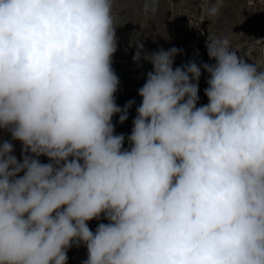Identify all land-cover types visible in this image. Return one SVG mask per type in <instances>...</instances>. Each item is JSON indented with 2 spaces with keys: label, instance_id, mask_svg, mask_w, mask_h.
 <instances>
[{
  "label": "clouds",
  "instance_id": "1",
  "mask_svg": "<svg viewBox=\"0 0 264 264\" xmlns=\"http://www.w3.org/2000/svg\"><path fill=\"white\" fill-rule=\"evenodd\" d=\"M115 29L113 0H0V264H67L73 245L84 264H264V68L227 37H208L214 64L144 53L123 149Z\"/></svg>",
  "mask_w": 264,
  "mask_h": 264
},
{
  "label": "rangeland",
  "instance_id": "2",
  "mask_svg": "<svg viewBox=\"0 0 264 264\" xmlns=\"http://www.w3.org/2000/svg\"><path fill=\"white\" fill-rule=\"evenodd\" d=\"M145 2L113 0L117 51L112 58V67L120 81L115 94L116 103L123 108L129 101H134L123 123L119 121L120 114L112 118L114 134L125 137L123 149L131 147L128 136L137 115L136 109L142 101L138 89L146 82L147 73L152 71L151 63L143 58L144 53L175 47L180 51L174 57V68L192 61L198 65L214 64L206 48L211 35L227 37L238 57L264 68V0H222L218 14L212 18L205 14V9L215 0H156L155 12L151 11V3L146 12ZM137 43L143 44V52L140 61L134 62ZM249 49L250 59L244 55ZM208 78V73L201 69L198 107L208 103L205 95ZM40 162L50 161L44 156ZM99 223L108 221L101 216L89 221L88 226L95 232ZM67 256V264H84L87 249L83 245H73L67 250Z\"/></svg>",
  "mask_w": 264,
  "mask_h": 264
},
{
  "label": "trees",
  "instance_id": "3",
  "mask_svg": "<svg viewBox=\"0 0 264 264\" xmlns=\"http://www.w3.org/2000/svg\"><path fill=\"white\" fill-rule=\"evenodd\" d=\"M4 140H10L11 141V135L7 130L0 129V142H3ZM14 145V155L17 157L18 160L22 159L23 153H22V144L19 141H12ZM44 156H40L38 159L40 160ZM20 175H23V172L20 173Z\"/></svg>",
  "mask_w": 264,
  "mask_h": 264
}]
</instances>
